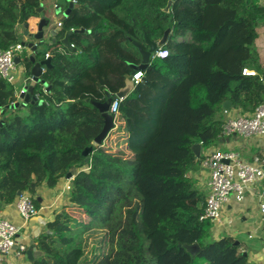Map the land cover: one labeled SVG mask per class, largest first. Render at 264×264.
Listing matches in <instances>:
<instances>
[{
    "label": "trees",
    "instance_id": "1",
    "mask_svg": "<svg viewBox=\"0 0 264 264\" xmlns=\"http://www.w3.org/2000/svg\"><path fill=\"white\" fill-rule=\"evenodd\" d=\"M48 0H0V49L21 42V28ZM77 0L60 22L56 42L36 60L51 57L36 102L7 108L0 119V209L27 191L38 192L70 173L68 202L33 238L30 264H249L231 236L211 238L213 222L200 219L204 193L190 175L200 165L191 146L216 145L222 102L241 113L264 103V81L254 62L259 0ZM61 8L66 7L57 4ZM75 48L59 42L67 31ZM170 28L165 57H150L142 80L123 98V147L93 143L103 119L91 103L124 86L137 43L157 42ZM29 55L21 63L28 70ZM251 68L255 75H243ZM16 88L0 76V110L16 102ZM91 147L84 156L83 150ZM86 159V160H85ZM192 188V189H191ZM198 243L192 255L184 245Z\"/></svg>",
    "mask_w": 264,
    "mask_h": 264
},
{
    "label": "crops",
    "instance_id": "2",
    "mask_svg": "<svg viewBox=\"0 0 264 264\" xmlns=\"http://www.w3.org/2000/svg\"><path fill=\"white\" fill-rule=\"evenodd\" d=\"M62 1L64 2V0ZM259 2L264 4V0H259ZM43 5L48 11L47 16L52 20V23L57 24L60 14L56 15L53 13L56 6H58L56 1L53 3L54 8L51 12L46 7L45 3ZM66 7L61 8V10H64ZM53 16H55V21H53ZM39 17L40 16L31 17L27 20L29 32L36 31V24ZM58 27L60 28V26ZM256 27L260 29V31L264 30V20L258 22ZM22 29L24 28H21V33H23ZM253 47L254 50H256L254 59H256L259 66L262 65L264 67V38L259 40L257 31ZM45 48L46 47L42 45L38 50L41 51ZM248 69L252 70L251 68ZM261 70L262 69H260V71ZM263 74V71H261V77L264 81ZM20 79L22 80V84L16 88V91L17 89L23 88L25 85L23 75L20 76ZM240 115H246V113H241L238 108L232 106V103L227 111L222 109L224 121ZM107 139L114 142L113 131L110 132ZM213 149L222 151L231 150L243 161H251L254 156L264 158V135L244 136L239 133H232L230 135L222 134L216 145L204 149L201 148L200 154L202 155ZM197 166H199V168H193L194 170L190 172V175L196 179V185L199 190L204 193L205 198L208 194V171L206 169L205 171L201 169L203 167L201 163ZM67 182L68 178H64L61 179L54 188L43 186L38 192V198L40 199L38 214L31 217L27 222H24L18 215L14 203L0 209V217L11 221L20 229L16 240L17 246L23 245L25 247L24 251L19 255H17L15 251L7 255H0V264H30L33 257L37 254V250L33 245V238L42 230L45 222L52 218L53 212L57 210L62 203L63 196L67 195L66 199H68V191L66 192L64 188ZM263 203L264 180H257L246 187L241 202L230 199L226 203L222 211L223 215L221 222L219 224H213L211 238L217 239L223 235L231 236L237 241V244L240 245L241 250L247 256L249 264H264V214L260 212V205ZM67 204L70 205L69 202Z\"/></svg>",
    "mask_w": 264,
    "mask_h": 264
},
{
    "label": "built area",
    "instance_id": "3",
    "mask_svg": "<svg viewBox=\"0 0 264 264\" xmlns=\"http://www.w3.org/2000/svg\"><path fill=\"white\" fill-rule=\"evenodd\" d=\"M74 3L77 0H72ZM61 25L60 22L57 23ZM72 45V44H71ZM73 46V45H72ZM24 48L21 42L0 49V76L9 83L14 82L18 64L14 58ZM167 49L157 48L152 56L165 57ZM19 57V56H18ZM143 70L135 71L132 75L133 85H137L143 78ZM255 71L248 68L242 69L243 75H255ZM25 92L23 88L17 89L16 97ZM123 98L116 97L109 104L108 113L114 119L119 113V107ZM116 127V126H115ZM239 133L244 136L264 135V105H258L250 114L235 116L224 121L222 134L230 135ZM201 164L208 171V194L205 197L204 208L200 219H210L213 224H219L222 220V211L230 199L241 202L246 187L257 180H264V158L254 156L251 161H243L229 150L222 151L213 149L204 153ZM69 189V179L64 186ZM14 207L18 215L27 222L31 217L38 214L32 196L27 191H20L14 201ZM260 212L264 214V203L260 205ZM19 227L11 221L0 217V255H7L15 251L17 255L24 251L23 245L16 244Z\"/></svg>",
    "mask_w": 264,
    "mask_h": 264
},
{
    "label": "water",
    "instance_id": "4",
    "mask_svg": "<svg viewBox=\"0 0 264 264\" xmlns=\"http://www.w3.org/2000/svg\"><path fill=\"white\" fill-rule=\"evenodd\" d=\"M64 1L67 3V7L64 10H61L60 6H56V9L53 12L56 15L60 14L58 18V22H61L69 14V12L73 7L78 6V4L74 3L72 0H64ZM172 2L173 0H168L166 6L163 8L165 12L169 11ZM37 12L40 13V17L36 24V31L29 32L28 23L27 22L24 23L23 24L24 29L22 35L30 40L21 41L24 48L30 51V55L28 59L31 63V67L27 70L26 67L23 65V63H21L20 57L17 56L14 58L15 63L18 64L19 72L21 73V75H23V79L25 82L23 89L25 92L19 95V100L1 109L0 117L7 108H17V107L22 108L25 107L28 102H32V103L36 102L37 98L36 96L33 95V88L36 83H41L46 88V91L49 90V86L44 80L41 79V75L44 72L45 68L51 66V57L49 55H46L44 59L36 60L35 56L39 53L40 50H38V48L40 46L44 45L45 47H48L56 42V34L60 28L57 26L56 23H52L50 18L47 16L48 11L44 8L43 3H41L40 6L37 8ZM77 31L89 32L88 30H84L83 28H80L78 30L67 31L65 33V36L59 42H61V44L68 50L72 49V51H75V48L69 42L68 37L71 34V32H77ZM169 33H170V28H167L163 32L162 37L157 42H153L145 36V41L148 45V49H143L137 43H134V45L138 47L139 53L141 55V62L137 65L136 64L131 65L132 71L125 75L124 86L121 87L115 94H112L107 90H104V94H105L104 101L91 102L100 112L103 119L102 128L100 132L94 137L93 143L98 145L102 144V142L108 137L110 132L115 129L114 119L112 115L108 113L109 104L111 100L116 97H121V98L126 97V95L134 88L133 82L131 80L133 73L138 70H144L148 66L152 52H154L157 48H160L166 43ZM45 34H46V39H45ZM262 97L264 99V95ZM230 104L231 102L229 100H225L222 102V108L227 111L229 109ZM2 123H3V119H0V126H2ZM191 149L194 155L196 156V158H199L201 145L199 143L193 144L191 146ZM90 150L91 147H87L83 150L82 154L86 156ZM193 168L198 169L199 166L195 165L193 166ZM66 178L70 179V173L67 174ZM19 193L20 191L17 192V195ZM38 200L40 201L39 198ZM235 244H237V241H235ZM184 247L192 255H196L200 250L198 243L186 244L184 245ZM243 254L245 255L244 252Z\"/></svg>",
    "mask_w": 264,
    "mask_h": 264
},
{
    "label": "rangeland",
    "instance_id": "5",
    "mask_svg": "<svg viewBox=\"0 0 264 264\" xmlns=\"http://www.w3.org/2000/svg\"><path fill=\"white\" fill-rule=\"evenodd\" d=\"M54 1H56V3L57 4H61V5H63V1L62 0H48V1H46L45 2V5H46V7L50 10V12L51 11H53V3H54ZM53 18V21H55V16H53L52 17ZM52 21V20H51ZM22 31H23V29H22ZM256 31H257V33H258V39L259 40H261L262 38H264V30H262V31H260V29H258L257 27H256ZM28 41V40H30V39H28V38H26V37H24L23 35H22V33H21V37H20V41ZM255 51L256 50H254V55H255ZM17 55L19 56V57H21V60H23V58H24V56H27V55H29V50L28 49H26V48H23L22 50H21V52H18L17 53ZM255 57V56H254ZM22 62V61H21ZM255 65H256V67H258L259 65H258V63H257V61H256V59H254V62H253ZM258 68H260V69H262L261 71H263V73H264V67L262 66V65H260ZM14 75H15V80H14V82H13V85H14V87L15 88H18L19 87V85L20 84H22V80L20 79V76H21V73L17 70L16 72H14ZM264 75V74H263ZM262 105H264V103L262 104ZM115 129L114 130H112L113 131V134H114V142L113 141H110V140H108L107 138L103 141V145H105L106 147H109V149L111 150V151H115V149L116 148H119V147H123L124 146V134H126L125 133V131H124V129H123V121H122V119L119 117V115H117L116 116V119H115ZM121 146H120V145ZM221 149H225V148H221ZM200 160H202L203 159V157H204V153L201 155L200 154ZM201 169H203L204 171H205V167H202ZM207 170V169H206ZM202 171V170H201ZM68 190H66V192H67ZM65 195V194H64ZM66 197H67V195L66 196H63V201H62V203L59 205V207L58 208H60V207H64L72 216H74L75 218H81L82 220H85V217H84V215L81 213V211H79L78 209H76V208H72L71 207V205H69V204H67L68 203V199H66ZM223 215V214H222ZM197 264H206V262H205V260L203 259V258H198L197 259Z\"/></svg>",
    "mask_w": 264,
    "mask_h": 264
}]
</instances>
